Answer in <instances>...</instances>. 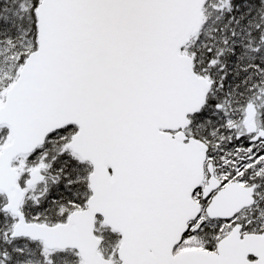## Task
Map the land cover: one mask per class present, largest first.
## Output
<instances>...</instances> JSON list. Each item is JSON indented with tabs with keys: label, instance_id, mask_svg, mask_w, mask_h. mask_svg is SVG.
Returning a JSON list of instances; mask_svg holds the SVG:
<instances>
[{
	"label": "snow or ice",
	"instance_id": "obj_1",
	"mask_svg": "<svg viewBox=\"0 0 264 264\" xmlns=\"http://www.w3.org/2000/svg\"><path fill=\"white\" fill-rule=\"evenodd\" d=\"M0 264H264V0H0Z\"/></svg>",
	"mask_w": 264,
	"mask_h": 264
}]
</instances>
